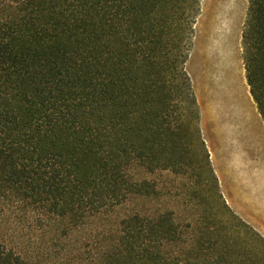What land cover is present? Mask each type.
I'll return each instance as SVG.
<instances>
[{"label":"trees","instance_id":"1","mask_svg":"<svg viewBox=\"0 0 264 264\" xmlns=\"http://www.w3.org/2000/svg\"><path fill=\"white\" fill-rule=\"evenodd\" d=\"M200 2L0 0V197L23 204L39 259L68 258L90 217L158 192L130 176L133 161L186 172L178 131L196 102L186 62ZM249 2L246 79L264 120V0ZM200 186L198 204L215 199ZM233 218L135 210L90 264H264V240L249 245ZM0 264L31 263L0 240Z\"/></svg>","mask_w":264,"mask_h":264},{"label":"rangeland","instance_id":"2","mask_svg":"<svg viewBox=\"0 0 264 264\" xmlns=\"http://www.w3.org/2000/svg\"><path fill=\"white\" fill-rule=\"evenodd\" d=\"M249 4V0L200 2L186 62L196 102L178 131L186 144L179 155L184 174L151 171L141 160L133 161L128 169L130 176L138 182L153 181L158 192L133 196L90 217L77 238L78 249L68 258L41 254V260L35 250H28L23 236V204L0 197V240L31 264H90L92 258L116 242L120 220L129 212L172 210L187 222L197 211L214 209L232 214L234 223L250 231L249 245L262 246L264 120L246 79L243 32ZM197 180L201 184L198 195L215 199L197 203ZM193 235L190 230L186 239L192 241Z\"/></svg>","mask_w":264,"mask_h":264},{"label":"bare ground","instance_id":"3","mask_svg":"<svg viewBox=\"0 0 264 264\" xmlns=\"http://www.w3.org/2000/svg\"><path fill=\"white\" fill-rule=\"evenodd\" d=\"M227 4H229V3H227ZM211 5H212V4H211ZM206 24H207V23H206ZM204 26H206V25L204 24ZM208 32H209V31H208ZM202 45H203V43H202ZM208 66H209V65H208ZM208 69H209V68H208ZM203 76H204V75H203ZM203 76H202V77H203ZM210 82H211V81H210ZM206 102H207V99H206ZM209 105H210V104H209ZM207 106H208V105H207ZM209 107H210V106H209ZM210 110H211V109H210ZM207 116H208V115H207ZM211 120H212V119H211ZM213 120H215V119H213ZM208 121H209V120H208ZM208 121H207V122H208ZM210 122H211V121H210ZM208 123H209V122H208ZM215 124H216V123H215ZM208 126H209V125H208ZM211 126H213V125H211ZM215 126H216V125H215ZM215 126H214V127H215ZM215 133H217V132H215ZM217 136H218V135H217Z\"/></svg>","mask_w":264,"mask_h":264}]
</instances>
